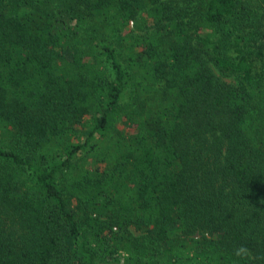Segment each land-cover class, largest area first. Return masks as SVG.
Returning a JSON list of instances; mask_svg holds the SVG:
<instances>
[{
	"label": "trees",
	"instance_id": "1",
	"mask_svg": "<svg viewBox=\"0 0 264 264\" xmlns=\"http://www.w3.org/2000/svg\"><path fill=\"white\" fill-rule=\"evenodd\" d=\"M0 264H264V0H0Z\"/></svg>",
	"mask_w": 264,
	"mask_h": 264
},
{
	"label": "clouds",
	"instance_id": "2",
	"mask_svg": "<svg viewBox=\"0 0 264 264\" xmlns=\"http://www.w3.org/2000/svg\"><path fill=\"white\" fill-rule=\"evenodd\" d=\"M246 248H244V247H240V248H238L237 250H236V255L237 256H240L241 254H244V253H246Z\"/></svg>",
	"mask_w": 264,
	"mask_h": 264
},
{
	"label": "rangeland",
	"instance_id": "3",
	"mask_svg": "<svg viewBox=\"0 0 264 264\" xmlns=\"http://www.w3.org/2000/svg\"><path fill=\"white\" fill-rule=\"evenodd\" d=\"M132 234L136 237V236H139V231L138 230H135L134 228H132Z\"/></svg>",
	"mask_w": 264,
	"mask_h": 264
}]
</instances>
